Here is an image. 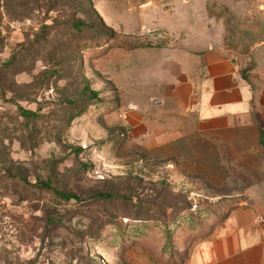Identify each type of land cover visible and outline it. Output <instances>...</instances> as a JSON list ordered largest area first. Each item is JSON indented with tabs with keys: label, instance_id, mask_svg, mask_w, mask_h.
<instances>
[{
	"label": "rangeland",
	"instance_id": "1",
	"mask_svg": "<svg viewBox=\"0 0 264 264\" xmlns=\"http://www.w3.org/2000/svg\"><path fill=\"white\" fill-rule=\"evenodd\" d=\"M213 46L261 89L264 1L0 0V173L26 182L0 183V264L189 262L246 185L186 175L132 130Z\"/></svg>",
	"mask_w": 264,
	"mask_h": 264
},
{
	"label": "crops",
	"instance_id": "2",
	"mask_svg": "<svg viewBox=\"0 0 264 264\" xmlns=\"http://www.w3.org/2000/svg\"><path fill=\"white\" fill-rule=\"evenodd\" d=\"M233 53L216 46L205 50L206 76L198 84L176 71L178 83L157 101L154 119L132 130V139L142 138L153 157L173 159L186 175L229 183L236 169L254 180L245 186V201L196 245L187 264H264V77L254 92Z\"/></svg>",
	"mask_w": 264,
	"mask_h": 264
},
{
	"label": "trees",
	"instance_id": "3",
	"mask_svg": "<svg viewBox=\"0 0 264 264\" xmlns=\"http://www.w3.org/2000/svg\"><path fill=\"white\" fill-rule=\"evenodd\" d=\"M73 30H75L78 33H84V28H85V24L83 23H75L74 25H72ZM96 96V94H94ZM22 115L25 117V119L30 120V119H34V118H38L37 113L32 112V111H25L22 110ZM260 140L262 145L264 146V129L261 128L260 129ZM19 177L17 176H13L11 174H1L0 173V183L3 181H7V182H19V183H25V181H23L22 179L19 181ZM230 182L231 183H239L242 182L244 183L246 186H249L251 184H254V180L251 178V176L248 173L242 172V171H237L236 169H232L231 170V176H230ZM37 188H39L40 191H45L48 193H52L54 195H57L65 200H70V199H75V197L73 195L70 194H65L62 193L58 190H56L50 182H43L40 183L39 185H36ZM100 198L104 197L106 198V195H100ZM212 232L209 234V236L206 238L208 239L211 236ZM187 260V259H186ZM189 260V259H188Z\"/></svg>",
	"mask_w": 264,
	"mask_h": 264
}]
</instances>
